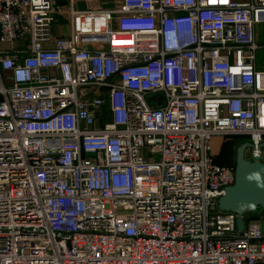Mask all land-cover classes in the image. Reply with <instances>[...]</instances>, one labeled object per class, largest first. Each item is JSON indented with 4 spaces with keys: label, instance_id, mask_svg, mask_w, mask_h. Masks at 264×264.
<instances>
[{
    "label": "built area",
    "instance_id": "obj_1",
    "mask_svg": "<svg viewBox=\"0 0 264 264\" xmlns=\"http://www.w3.org/2000/svg\"><path fill=\"white\" fill-rule=\"evenodd\" d=\"M121 3L54 36L58 0H0V264H263L210 140L264 154V0Z\"/></svg>",
    "mask_w": 264,
    "mask_h": 264
},
{
    "label": "water",
    "instance_id": "obj_2",
    "mask_svg": "<svg viewBox=\"0 0 264 264\" xmlns=\"http://www.w3.org/2000/svg\"><path fill=\"white\" fill-rule=\"evenodd\" d=\"M251 146L244 140L235 148L234 181L224 186V192L217 199L219 210L236 213L238 232L245 226L244 213L264 208V154L249 158L245 149ZM264 147V141L261 142Z\"/></svg>",
    "mask_w": 264,
    "mask_h": 264
},
{
    "label": "crops",
    "instance_id": "obj_3",
    "mask_svg": "<svg viewBox=\"0 0 264 264\" xmlns=\"http://www.w3.org/2000/svg\"><path fill=\"white\" fill-rule=\"evenodd\" d=\"M239 1H249V0H239ZM59 4L62 5L63 14L59 15L56 20L52 21L50 26V31L54 36H65L69 34L70 31V22H69V14L68 10L70 7L76 10H98V9H115L116 7L120 6L122 0H58ZM256 34V32H255ZM257 37V34H256ZM257 61V55H256ZM258 65V64H257ZM261 67V66H259ZM264 67V66H262ZM227 137V136H226ZM224 136L214 135L213 137V148L214 154L217 156L218 160L223 163H232L234 161H225L229 156H223V150L226 149V142ZM246 140V138L240 137H231L229 136L228 145L236 144L237 147L239 143ZM264 150V147H263ZM230 158V157H229ZM260 216L262 218V222L264 221V211H259L257 217ZM264 264V263H263Z\"/></svg>",
    "mask_w": 264,
    "mask_h": 264
},
{
    "label": "rangeland",
    "instance_id": "obj_4",
    "mask_svg": "<svg viewBox=\"0 0 264 264\" xmlns=\"http://www.w3.org/2000/svg\"><path fill=\"white\" fill-rule=\"evenodd\" d=\"M255 32L257 34V40H258V43H259V46L257 47L256 51H257V64L258 66H264V22H261V23H257L255 25ZM236 134H232V135H228L227 136V139L225 141L226 142V149L223 150V153L222 155L223 156H229L228 158H226L227 160L225 161H234L235 160V148H236V144H232V145H228V139H229V136L231 137H242L241 134L239 135H236ZM213 137H211V145H212V153L214 154V148H213ZM243 138V137H242ZM245 154L247 155V152L245 150Z\"/></svg>",
    "mask_w": 264,
    "mask_h": 264
},
{
    "label": "trees",
    "instance_id": "obj_5",
    "mask_svg": "<svg viewBox=\"0 0 264 264\" xmlns=\"http://www.w3.org/2000/svg\"><path fill=\"white\" fill-rule=\"evenodd\" d=\"M242 137H244V136L242 135ZM244 138H246V137H244ZM261 210L264 211V208H259L257 211H247L244 213V217L246 219L250 216H257L259 214V211H261Z\"/></svg>",
    "mask_w": 264,
    "mask_h": 264
}]
</instances>
